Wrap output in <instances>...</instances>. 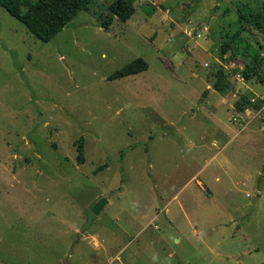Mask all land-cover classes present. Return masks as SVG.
Instances as JSON below:
<instances>
[{"label": "rangeland", "instance_id": "rangeland-1", "mask_svg": "<svg viewBox=\"0 0 264 264\" xmlns=\"http://www.w3.org/2000/svg\"><path fill=\"white\" fill-rule=\"evenodd\" d=\"M114 1L48 43L0 8V264H264V38L243 34L249 80L220 52L264 0H136L127 21Z\"/></svg>", "mask_w": 264, "mask_h": 264}, {"label": "trees", "instance_id": "trees-1", "mask_svg": "<svg viewBox=\"0 0 264 264\" xmlns=\"http://www.w3.org/2000/svg\"><path fill=\"white\" fill-rule=\"evenodd\" d=\"M92 0H0V8L21 22L28 32L42 43L52 41ZM136 0H115L110 6V11L122 21H127L133 15V4ZM155 8L150 6L148 14L152 15ZM239 28L232 34H227L221 43V54L229 55L230 61H235L239 56L247 60L243 75L246 80L257 74V68L263 60L259 50L244 36L250 30L256 31L264 38V7L261 11L253 10L248 5H243L238 10ZM113 17L107 18L102 23L104 30H109ZM258 40V37H256ZM259 45V43H258ZM261 48V45H259ZM148 63L136 59L122 69L112 74L108 80L114 81L146 71ZM224 73L219 71L218 81L214 85L217 91L226 88ZM243 109L248 107L258 108L247 97H242ZM77 165L85 164L84 138L76 141ZM103 167H99L100 171ZM98 172V171H97Z\"/></svg>", "mask_w": 264, "mask_h": 264}, {"label": "water", "instance_id": "water-1", "mask_svg": "<svg viewBox=\"0 0 264 264\" xmlns=\"http://www.w3.org/2000/svg\"><path fill=\"white\" fill-rule=\"evenodd\" d=\"M107 201L105 199H101L95 203H93L85 212L86 220L84 225L80 229V233H78V239H82L84 234L88 232L92 225L94 224L95 220L101 214L102 210L104 209Z\"/></svg>", "mask_w": 264, "mask_h": 264}, {"label": "built area", "instance_id": "built-area-1", "mask_svg": "<svg viewBox=\"0 0 264 264\" xmlns=\"http://www.w3.org/2000/svg\"><path fill=\"white\" fill-rule=\"evenodd\" d=\"M232 68H235V65L234 64H231Z\"/></svg>", "mask_w": 264, "mask_h": 264}]
</instances>
